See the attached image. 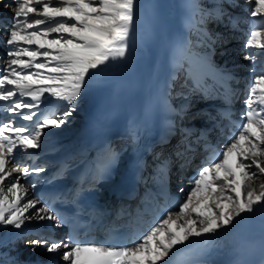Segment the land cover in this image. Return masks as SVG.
<instances>
[{"label": "snow or ice", "instance_id": "obj_1", "mask_svg": "<svg viewBox=\"0 0 264 264\" xmlns=\"http://www.w3.org/2000/svg\"><path fill=\"white\" fill-rule=\"evenodd\" d=\"M254 2V8H247L250 14L264 15V0ZM225 3L237 6L234 0H220L209 15L216 19L228 15L232 22ZM6 7L13 10V16L6 26L0 102H4L5 115L11 113L15 118L6 122L0 119V227L20 230L26 221L68 224L71 221L56 213L47 201L38 207L40 199L26 198L29 187L35 189L39 182L31 179L32 175L46 171L32 161L30 150L41 147L45 129L68 123L94 73L126 58L135 0H14ZM245 47L264 49V31L251 30ZM262 54L248 52L244 59L255 60ZM255 75L239 119L233 122L231 112L224 113V119L236 125L225 146L197 169L190 188L180 189V198L159 209L160 215L126 242L98 243L69 233L66 239L40 235L25 243L33 250L59 254L64 264H173L174 257L190 251L193 238L206 240L227 233L245 216L264 210V72ZM221 76L224 98L230 102L235 93L227 81L232 77L227 73ZM196 90H203L199 80L194 82ZM45 94L51 103H63L55 112L37 119L35 109ZM190 150L186 145L176 154L183 156ZM107 159L110 164L115 154L110 152ZM167 170L168 162L162 161L158 173L161 180ZM260 253V264H264V239ZM0 264L19 262L10 258Z\"/></svg>", "mask_w": 264, "mask_h": 264}, {"label": "bare ground", "instance_id": "obj_2", "mask_svg": "<svg viewBox=\"0 0 264 264\" xmlns=\"http://www.w3.org/2000/svg\"><path fill=\"white\" fill-rule=\"evenodd\" d=\"M0 2L3 3L0 5V42L5 46L6 26L12 23L13 13L6 11V8H2V6L4 3L5 5H12L14 0H0ZM219 2L220 0H135V21L129 40L131 49H140V45L145 41L144 36L148 26V19L153 13L154 5H156L155 29L161 32L165 28L170 27L175 36L177 50V56L174 62L178 67L176 69L177 77L173 82L170 92V101L175 112L176 124L172 128L171 135L166 139L165 143L152 150L149 154V160L151 163H156V159L162 162L166 160L164 157L168 156V168L174 173L185 175L186 179L191 175H197V169L201 164L199 161H194L190 166L185 165L183 168L178 169L180 164L178 158L185 159L188 156L200 154L202 144L204 145L206 142L217 143V148H222L221 145L230 137L232 130L236 126L235 123L231 125L228 120L220 117L215 109H212L214 104L220 106L227 105L228 101L225 98H223L224 100H219L218 98L211 99V95L207 92L202 94L201 92H204L202 90L193 91L194 82L198 80V74L202 69L207 68L220 76L222 73L231 75L232 79L227 81V84L235 94L231 97L229 103L233 105L235 110L233 118L237 121L241 115V111L245 108L244 101L247 98L249 89L246 87V81L240 79L238 74L236 75V70L240 68V74L244 72L253 82L256 78L255 74L264 72V54L258 55L255 60H248L247 63L240 64L237 60V55L244 49L240 45L242 41L231 40L229 37L220 36L222 35L221 32L224 31L236 33L241 39L250 36V21L252 19L261 20L264 31V15L253 17L247 10L249 6L252 8L255 7L254 0H234L237 6H230L228 3L224 4L225 11L227 10L226 12L231 14L233 21L230 22L228 15H225L222 19H216L214 16H210L209 13L214 10ZM216 24L217 27L219 26L218 31H213V35L209 34L208 30H213ZM206 26L209 28H205ZM216 32L220 34L217 37L214 36ZM129 51L128 49L127 52ZM248 52L264 53V49H249L245 47L244 55ZM133 60L135 59L129 58L126 55L125 59L111 62L107 68L102 69L98 73H94L89 78L88 83L92 78L101 76L107 72L123 70L128 65V62L132 63ZM5 61L6 51L0 48V68L4 67ZM217 84L219 82H212L213 86ZM93 98L95 96L89 93L86 87L82 96L79 98L76 110L68 117V123L59 128L45 129V134L41 139V147L31 151L33 153L32 161L35 155L39 163L45 156L61 159L64 156L72 154L69 161V173L84 166L87 159L81 155V152L87 149V145L86 141L83 140V131L85 118L90 107L89 102ZM50 100L51 98L48 97V94H45V100L41 106L35 109L37 119H42L43 115H47L49 112H55L56 108L63 103H51ZM115 103L116 109H118L119 100L116 99ZM3 105L4 102H0V119H4L6 122L9 117L15 118L11 113L5 115ZM119 110H121V117L117 119L118 125H120L122 116H125L128 112L125 103ZM193 120L195 122L197 120H203V126L194 130L190 125ZM20 122L22 123V121ZM216 122L217 128H212V125ZM228 128L231 129L230 133ZM185 129L192 132V134L194 133L196 136L193 137L183 132L182 130ZM185 137L187 138L185 139ZM204 139H206V142ZM129 142L128 138L116 141L113 143V148L117 151H122V157L125 158L131 148ZM186 145H190L191 150L183 156H178L176 154L177 150L179 149L183 152ZM76 152H78L77 155ZM45 178L46 171L37 175V181L39 182L36 184L35 189L29 187L28 196L26 197L40 199L41 204L38 207L45 206V199L38 193V190L44 187ZM186 181L184 182L185 186L178 188L177 192H180L181 188L186 190L190 188L191 183ZM21 182L24 183L23 179ZM110 187L115 186L111 183L109 184ZM179 194L181 196L183 195L181 192ZM47 224H49V221L39 223L34 221L29 223L26 221L20 230L14 229L12 226L0 227V259H10L17 256L21 260L28 259L33 261L38 258L50 259L58 257L59 254H50L41 248H35L33 250L26 243L20 244L24 238L30 239L36 237L33 234L34 232H32L33 229L45 227ZM257 256L258 258L261 257L260 251Z\"/></svg>", "mask_w": 264, "mask_h": 264}, {"label": "rangeland", "instance_id": "obj_3", "mask_svg": "<svg viewBox=\"0 0 264 264\" xmlns=\"http://www.w3.org/2000/svg\"><path fill=\"white\" fill-rule=\"evenodd\" d=\"M1 4H3L2 2H0V5ZM255 5V4H254ZM2 8H6V11H9L10 13H13V10L12 9H8V7H6V5H5V3H4V5L2 6ZM227 11V10H226ZM206 28H209V27H206ZM218 29H216V28H214L213 30H211L210 29V31L208 30V33L209 34H211V35H213V31H217ZM259 30H261V31H263V29H259ZM222 33V35H220V34H218L217 32H216V34L214 35V36H221V37H229V39H235V40H240V41H242L241 42V46H242V49H243V47H244V49H243V51H240L239 53H238V55H237V60H238V62L240 63V64H244V63H247L248 62V60H246V59H244V57H245V55H244V51H245V45H246V43H247V37L246 38H242L241 39V37L240 36H237V34L236 33H233V32H228V31H224V32H221ZM53 35H55V34H53ZM229 41V40H228ZM239 43V42H238ZM239 47V46H238ZM2 50H4V51H6L4 48H2ZM241 69L239 68L238 70H236V75L238 74V77L240 78V79H242V80H244V81H246V84H247V86L246 87H248V85H249V83L250 82H253V81H251L249 78H248V75L247 74H245L244 72L242 73V74H240V71ZM238 72V73H237ZM247 75V76H246ZM249 81V82H248ZM248 89V88H247ZM193 122L195 123V121L193 120L192 121V124H193ZM228 142V138L223 142V145H221L222 146V148L225 146V144ZM222 148H218V150L219 149H222ZM217 150V151H218ZM198 157L199 156H197L196 158H195V160L196 159H198ZM187 158V157H186ZM186 160V159H185ZM26 240H28V238H24V240H22L21 242H20V244H23V243H25V241Z\"/></svg>", "mask_w": 264, "mask_h": 264}]
</instances>
